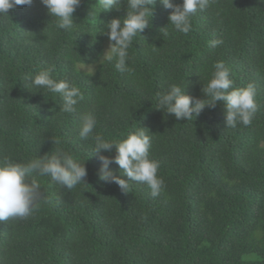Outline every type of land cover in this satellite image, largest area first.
Returning a JSON list of instances; mask_svg holds the SVG:
<instances>
[{
	"label": "trees",
	"instance_id": "trees-1",
	"mask_svg": "<svg viewBox=\"0 0 264 264\" xmlns=\"http://www.w3.org/2000/svg\"><path fill=\"white\" fill-rule=\"evenodd\" d=\"M171 11L156 0L150 26L129 49L131 75L99 63L110 44L104 26L126 17V0L106 12L98 0H81L69 31L55 27L41 0L0 18V160L51 154L59 138L87 169L85 183L71 190L28 177L41 185L40 208L0 222V264H264V0H211L186 35L173 31ZM213 40L223 42L212 47ZM217 61L230 68L234 87L256 85L251 125L227 128L223 102L189 121L158 109L157 93L172 84L204 99ZM52 66L53 78L83 93L75 113L59 112L58 94L27 86ZM89 109L107 139L149 131L165 181L158 197L115 163L109 169L130 183L127 192L99 179V157L115 151L94 155L91 139H80Z\"/></svg>",
	"mask_w": 264,
	"mask_h": 264
},
{
	"label": "clouds",
	"instance_id": "clouds-1",
	"mask_svg": "<svg viewBox=\"0 0 264 264\" xmlns=\"http://www.w3.org/2000/svg\"><path fill=\"white\" fill-rule=\"evenodd\" d=\"M81 0H41L54 17L55 27L58 30L69 31L73 28V14L79 7ZM156 0H126L127 15L123 19H112L104 27L110 41L109 48L103 53L99 63L112 64L121 73L133 74L131 67L132 57L129 49L133 40L141 36L150 26ZM33 0H0V18L9 16V10L16 6H30ZM106 11L119 10L122 0H98ZM167 9H171L169 16L173 31L188 34L192 28L191 18L197 11L207 9L211 0H183L182 5L172 3V0H160ZM94 12L91 14L93 15ZM163 29L164 37L168 35ZM222 40L211 41L216 47ZM94 65L87 66L94 71ZM55 66L41 69L28 78V87L47 90L58 94L61 100L60 113H75L77 106L84 99L83 93L75 83L67 79L53 78ZM204 99H194L186 94V88L179 84H172L167 91L157 93L158 109H166V113L174 115L177 120H192L198 117L206 108H215L223 102L226 109L227 128H236L237 125L248 127L258 109L256 101V85L248 83L246 87H234L231 79V70L224 61H217L212 65L210 79L202 88ZM195 114V116L193 115ZM97 117L94 109H89L80 118L79 137L89 140L94 145V155L101 152L112 153V158L101 155L99 179L108 183L117 184L121 190L127 192L129 182L122 179L109 169L110 164L119 166L122 176L130 181L145 184L150 189L153 198L158 197L165 188L164 179L158 175L160 163L151 158L150 148L152 136L143 127L131 131L123 139H107L103 134L95 132ZM56 150L44 156H35L25 162H18L9 157L0 160V222L16 218L32 216L40 208L41 185L36 179L28 177L35 174L39 177H50L56 184L71 190L81 183H85L87 176L86 162H80L71 152L60 147L59 138L52 139ZM258 147L264 149V141ZM20 260V259H19Z\"/></svg>",
	"mask_w": 264,
	"mask_h": 264
}]
</instances>
